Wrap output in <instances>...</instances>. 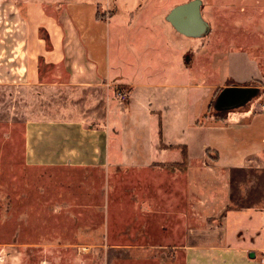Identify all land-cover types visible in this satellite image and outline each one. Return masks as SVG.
<instances>
[{"label":"crops","instance_id":"crops-1","mask_svg":"<svg viewBox=\"0 0 264 264\" xmlns=\"http://www.w3.org/2000/svg\"><path fill=\"white\" fill-rule=\"evenodd\" d=\"M22 1V25L6 27L12 35L0 38V82L85 96L68 100L84 106H68V117L25 123L26 165L150 174V166L177 165V201L159 190V203L143 207L161 225L176 219L175 264H264L263 201L236 208L229 191L231 173L252 167L264 151V113L248 108L220 122L208 114L216 68L208 63L201 70L200 59L185 65V37H191L169 21L177 8L170 2L180 0H144L149 3L140 8L117 0L119 7L106 14L100 11L109 0H56L55 10L43 0ZM226 60L223 80L233 83L224 88L259 79L245 52H230ZM117 89L127 94L122 106L112 99ZM202 177L211 183L203 199ZM161 235L169 241L168 231Z\"/></svg>","mask_w":264,"mask_h":264},{"label":"rangeland","instance_id":"rangeland-1","mask_svg":"<svg viewBox=\"0 0 264 264\" xmlns=\"http://www.w3.org/2000/svg\"><path fill=\"white\" fill-rule=\"evenodd\" d=\"M43 1L47 10H55L61 2ZM146 2L134 0L131 8H140ZM191 2L198 5L197 20L204 31L195 39L185 34L191 37H185V65L200 59L203 70L208 63L213 64L217 96L225 85L233 83L223 80L224 70L230 67L228 53L245 52L260 71L258 80L246 84L257 87V93L243 105L217 114L226 119L248 108L264 113V0H180L170 2V6ZM22 3L0 0V38L10 37L14 27L22 25ZM108 3L100 12L110 13L119 7L117 0ZM6 27L12 31L5 32ZM40 36L46 37L43 30ZM237 68H243V64L238 63ZM118 91L112 99L122 106L125 101L118 99ZM84 98L69 95L64 89L48 91L25 82H0V264H175L176 219L169 218L161 225L160 216L147 214L143 207L148 201L159 203V190L170 201H177L180 193L176 187L181 183L175 175L177 165L150 166L151 174L122 167L26 165L25 123L37 118L68 117V106L84 108L79 103L68 105V100ZM208 112L216 119L213 108ZM207 158L213 162L216 159L209 153ZM255 161L247 170L230 175V201L236 208L264 204V151ZM205 180L202 177L201 199L211 189V183L207 186ZM184 182L189 184L186 179ZM162 231H168L169 241L161 239ZM162 244H169L165 251L160 248Z\"/></svg>","mask_w":264,"mask_h":264},{"label":"water","instance_id":"water-1","mask_svg":"<svg viewBox=\"0 0 264 264\" xmlns=\"http://www.w3.org/2000/svg\"><path fill=\"white\" fill-rule=\"evenodd\" d=\"M197 12H198L197 3L191 2L189 4L175 8L169 16V21L173 24V26L179 32L183 34L190 35V36L200 35L204 31V28L202 25L198 24ZM179 16L181 17L180 18L181 25L183 23L189 25V26L187 25L189 27L187 29L188 31H185L184 29L178 27L177 18ZM192 18L195 19V21L193 20V22H195L193 26L191 24ZM194 28L195 29L197 28V30H193V33L189 32V30L191 31V29H194ZM255 93H257V89L251 88V87L224 88L220 91V93L216 97L214 108L216 110H227L232 107L243 105Z\"/></svg>","mask_w":264,"mask_h":264},{"label":"trees","instance_id":"trees-1","mask_svg":"<svg viewBox=\"0 0 264 264\" xmlns=\"http://www.w3.org/2000/svg\"><path fill=\"white\" fill-rule=\"evenodd\" d=\"M216 97H217V94L214 95V98H213L212 101L210 102V105H209V107H208V111H211V109L213 108L214 111L216 112V113H215L216 119L218 118L219 120H223L224 118H223L222 116H220L219 114H217V113H220V114H221V112H223V111H225V110H216V109L214 108V104H215ZM213 100H214V102H213ZM218 115H219V116H218ZM215 160H216V159H215Z\"/></svg>","mask_w":264,"mask_h":264},{"label":"bare ground","instance_id":"bare-ground-1","mask_svg":"<svg viewBox=\"0 0 264 264\" xmlns=\"http://www.w3.org/2000/svg\"><path fill=\"white\" fill-rule=\"evenodd\" d=\"M182 10H183V9H182ZM185 11H186V10H185ZM192 12H193V11H192ZM180 18H181L180 16L177 18V20H178V21H177V22H178V23H177V24H178V27L184 29L185 31H188L187 29L189 28V27H188L189 25H188V24H185V23H183V24L181 25V23H180V22H181V21H180ZM193 20L195 21V19L192 18V21H191L192 26H193V24H195V22H193ZM189 24H190V23H189ZM187 25H188V26H187ZM193 30H197V28H196V29H195V28H194V29H191V31L189 30V32H192V33H193Z\"/></svg>","mask_w":264,"mask_h":264},{"label":"built area","instance_id":"built-area-1","mask_svg":"<svg viewBox=\"0 0 264 264\" xmlns=\"http://www.w3.org/2000/svg\"><path fill=\"white\" fill-rule=\"evenodd\" d=\"M116 94L118 99L121 101H125L127 99V94L125 93V91L120 90Z\"/></svg>","mask_w":264,"mask_h":264}]
</instances>
